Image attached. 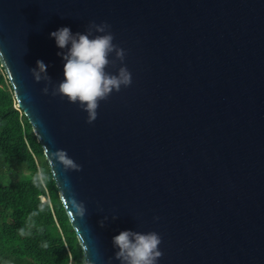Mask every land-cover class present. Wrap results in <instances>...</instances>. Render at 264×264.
I'll return each mask as SVG.
<instances>
[{
	"label": "water",
	"instance_id": "obj_1",
	"mask_svg": "<svg viewBox=\"0 0 264 264\" xmlns=\"http://www.w3.org/2000/svg\"><path fill=\"white\" fill-rule=\"evenodd\" d=\"M90 22L132 77L91 124L30 73L40 60L62 81L49 34ZM0 53L84 264H119L123 230L158 233L157 264H264V0H0Z\"/></svg>",
	"mask_w": 264,
	"mask_h": 264
},
{
	"label": "trees",
	"instance_id": "obj_2",
	"mask_svg": "<svg viewBox=\"0 0 264 264\" xmlns=\"http://www.w3.org/2000/svg\"><path fill=\"white\" fill-rule=\"evenodd\" d=\"M41 170L46 179L38 183ZM0 264H84L41 147L16 107L2 68Z\"/></svg>",
	"mask_w": 264,
	"mask_h": 264
},
{
	"label": "clouds",
	"instance_id": "obj_3",
	"mask_svg": "<svg viewBox=\"0 0 264 264\" xmlns=\"http://www.w3.org/2000/svg\"><path fill=\"white\" fill-rule=\"evenodd\" d=\"M49 35L59 49H66L57 53L64 61V78L58 84H53L47 74V65L37 60L36 67L30 69L33 80L36 83L44 82L42 94H49L51 85L52 96L60 95L66 97L69 103L77 104L87 114L86 123L91 124L97 119L99 102L107 100L114 91L119 92L121 87H128L132 83L131 73L123 64L125 50L113 43L114 36L110 25L105 22H90L83 33H72L70 28L61 27ZM112 54L114 56L110 60L109 56ZM117 61L121 66L116 73L107 72L106 68L109 65L115 66ZM55 156L65 169L81 170V166L69 158L66 151L59 150ZM45 179L43 170L35 177L38 183ZM73 206L78 216L85 215L83 202L74 203ZM107 219L105 216L104 220ZM112 219H116V216H112ZM100 223L103 226V221ZM161 242V237L156 232L123 230L112 238L113 246L118 248L114 259L119 264H157L163 255L159 250Z\"/></svg>",
	"mask_w": 264,
	"mask_h": 264
},
{
	"label": "rangeland",
	"instance_id": "obj_4",
	"mask_svg": "<svg viewBox=\"0 0 264 264\" xmlns=\"http://www.w3.org/2000/svg\"><path fill=\"white\" fill-rule=\"evenodd\" d=\"M23 174H24V177H28V176H29V174H27V173H24V172H23ZM16 176H17V174H14V175H13V178L16 179Z\"/></svg>",
	"mask_w": 264,
	"mask_h": 264
}]
</instances>
